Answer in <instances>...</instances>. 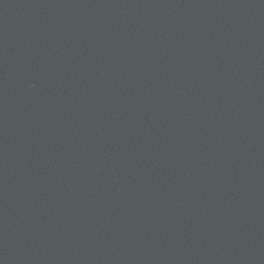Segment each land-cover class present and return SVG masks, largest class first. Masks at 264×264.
<instances>
[{"label":"water","instance_id":"obj_1","mask_svg":"<svg viewBox=\"0 0 264 264\" xmlns=\"http://www.w3.org/2000/svg\"><path fill=\"white\" fill-rule=\"evenodd\" d=\"M0 264H264V0H0Z\"/></svg>","mask_w":264,"mask_h":264}]
</instances>
